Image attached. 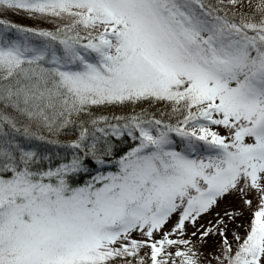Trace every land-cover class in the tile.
<instances>
[{"label": "snow or ice", "instance_id": "1", "mask_svg": "<svg viewBox=\"0 0 264 264\" xmlns=\"http://www.w3.org/2000/svg\"><path fill=\"white\" fill-rule=\"evenodd\" d=\"M0 25V264H264V0H0ZM144 100L168 107L94 110ZM233 192L235 250L222 216L193 240Z\"/></svg>", "mask_w": 264, "mask_h": 264}, {"label": "rangeland", "instance_id": "2", "mask_svg": "<svg viewBox=\"0 0 264 264\" xmlns=\"http://www.w3.org/2000/svg\"><path fill=\"white\" fill-rule=\"evenodd\" d=\"M5 18L9 19L8 16H5ZM33 20L37 19L36 21H39L40 25H35V26H40V27H47L48 24H42L40 21V19H48L49 16H42L39 14H35L33 13V17H31ZM43 22V20H42ZM63 22H67V21H63ZM54 25H52L51 27H54ZM49 27V28H51ZM150 103H152L153 108L156 107H166L164 106L165 103L163 101H157V102H152L149 100H144V101H140V102H136L133 104H130L128 106H120L117 107L119 108L121 111H125V110H137L140 108H143L145 106H148ZM106 112H108V109H104ZM213 127H218V131L220 133H224L225 129L222 126H216V125H212ZM249 195L252 197V201L251 204H246L242 201L241 196L239 195V193H230L225 195L223 198L219 199L217 201L216 204H214L213 206H211L206 212L201 213V215L199 217H197V220L195 222V227L193 226L191 221H186V227L188 229V233L191 232H197L196 236H193L192 239L193 240H198V231L200 230L202 231L203 229L208 228L209 224L215 225L216 221L222 216L224 217L225 220V224L227 225L226 231H225V235L228 236L229 241L233 244V250H235V244H236V240L234 239L233 236V230H235L236 232H238L240 234L241 237H243V234L247 231L246 226L250 223L251 217L253 215L254 209L256 207H258V200L255 196V193H249ZM229 209H236V215L234 217H232L231 219L228 218L227 213L229 211ZM178 218V212L177 213H173L169 220L166 221L165 225L163 226V230H168L170 229V227L172 226V224L175 223L176 219ZM201 226H203V228H201ZM188 233H185L184 236L185 238H187ZM244 234V235H245ZM131 237L132 238H136V239H142L143 237L141 236V233L139 230H134L131 232ZM160 232L157 231L156 232V236L157 238L159 237ZM220 234L216 233L215 231H212L209 233V235L207 236L206 240L201 244V252L206 256L208 254V252H210L212 249H216L219 248L220 245ZM183 245H181L182 247ZM174 250V249H173ZM145 251H149L148 249H141V254H143Z\"/></svg>", "mask_w": 264, "mask_h": 264}, {"label": "trees", "instance_id": "3", "mask_svg": "<svg viewBox=\"0 0 264 264\" xmlns=\"http://www.w3.org/2000/svg\"><path fill=\"white\" fill-rule=\"evenodd\" d=\"M8 16L9 19H11L14 22L17 23H23L29 26H35V25H40L39 21H36L37 19H32L31 17H33V14L29 15V13L26 10H17V9H12L6 13H3V17ZM5 18V17H4ZM54 19L53 17H50L48 19H40L42 24H48L47 27H51L52 25H54ZM43 20V22H42ZM0 27H2V25H0ZM130 104H133L132 102H126L123 104H105V105H100L97 108H95L94 110L100 113H107L109 115L115 113V114H122V113H126V112H131L130 110H125V111H121L119 108L117 107H124V106H128ZM153 104L150 103L147 107L149 108L150 111H155L156 109H161L163 110L164 108L168 107L166 104L164 106L166 107H156L153 108L152 106ZM108 109V112H106L104 109ZM61 138H65L63 136H61ZM113 140L115 142V149H114V154L115 155H120L123 151H126L129 147L132 146V141H131V137H128L126 134L124 136L123 139L120 138H116L113 137ZM49 148H51L52 146L50 145H45ZM108 159H111V157H108ZM59 162L54 161V163ZM85 164L87 165V169L88 171H82L78 176L74 177V179H76L78 182L83 183L84 179L89 176L94 174V171H99L101 170L100 167L96 164V162L94 160L91 159V157H88L85 159ZM115 168V165H113V170ZM104 170H107L106 168ZM246 232V231H245ZM245 234V233H244ZM243 234V236H244Z\"/></svg>", "mask_w": 264, "mask_h": 264}]
</instances>
